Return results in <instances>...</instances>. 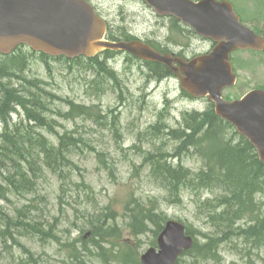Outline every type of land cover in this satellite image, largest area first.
<instances>
[{"label":"rangeland","instance_id":"374dc122","mask_svg":"<svg viewBox=\"0 0 264 264\" xmlns=\"http://www.w3.org/2000/svg\"><path fill=\"white\" fill-rule=\"evenodd\" d=\"M230 1L235 4L244 23L264 34V0ZM93 2L108 16L118 39L123 35L141 37L153 41L160 48L165 45L186 56L210 47V41L193 37L176 21L164 17L158 20L149 14V10H146L148 15L145 17L139 6L127 7L121 0ZM169 26L174 28L170 42ZM178 28L179 32L176 31ZM36 55L29 58L26 72L18 73L22 81L15 80L14 86L22 84L31 94L42 96L45 111L39 108V113L51 122L52 128L26 127V116L20 107L12 116L9 115L13 122L8 130H15L16 125L23 131L31 128L29 130L32 132L35 128L36 133H44L55 145L64 134H73L80 143L71 157L79 169H74L73 183L63 181L58 174L45 170L35 193L15 195L8 191V200H5L0 192V205L10 210L11 215L24 205L31 204L33 207L38 204L40 211L33 209L34 216L37 212L46 213L48 221L57 223L59 239L55 242L37 234L15 233L14 241L11 238L3 241L0 236V264H71L67 245L92 230L90 222L96 218L86 217L84 212L90 214L94 213V209L106 207H109V212L113 211L114 219L110 221L119 226L124 242L134 250V258L140 259L155 239L151 229L157 227L147 223L150 229L146 232H133L127 207H134L137 203L147 210L163 211L170 218L182 220L190 226L200 243L207 242L206 234H214L215 230L199 211L195 201L199 195L207 198L215 194L208 190L197 194L185 189L181 192V203L172 201L167 190L161 186L160 175L154 171V168H158L154 162H160V155L165 153L169 156L167 159L176 165L183 164L192 170L203 167V158L195 148L186 149L182 141L177 140L181 138L187 141L186 138H174L170 132L184 131L185 115L205 112L212 103L206 98H193L183 91L176 76L155 80L149 74L151 65L149 67L141 60L129 58L125 54L109 57L108 65L112 74H105L103 84L99 83V74L79 69L73 62L44 60L39 54ZM47 60L48 64L44 62ZM233 63L239 79L235 87L225 90V97L238 98L252 88H264V52H235ZM35 79L48 85L41 86L39 83L40 86H31L26 82ZM2 81L11 88V83H7L5 77ZM44 90L50 93L47 101L43 96ZM2 95L0 92V98ZM70 102L87 107L93 115L63 117L70 109ZM7 125L5 122L0 123V140ZM258 214L264 218V203ZM216 252V257L198 260L197 264H264V248L253 247L252 243L245 242L236 234L230 240L221 242ZM91 256L85 264H134L131 257L122 263L121 257L111 261L107 256ZM192 262L190 256L182 259V264Z\"/></svg>","mask_w":264,"mask_h":264},{"label":"trees","instance_id":"16d2710c","mask_svg":"<svg viewBox=\"0 0 264 264\" xmlns=\"http://www.w3.org/2000/svg\"><path fill=\"white\" fill-rule=\"evenodd\" d=\"M173 21L180 23L175 19ZM180 30L183 31L184 28ZM109 35L111 38L115 37L112 33ZM124 38L132 39L130 35ZM26 48L21 45L9 55L0 54V92L3 94L0 98V123L8 124L0 140V192L5 200H8V191L15 195L37 192L39 178L43 176L45 170L58 174L63 181L73 183L74 169H79L71 157L80 143L73 134H64L55 145L44 133H36L35 128L32 132L29 130L34 126L52 128V124L39 113V108L45 111V103L41 101L42 96L31 94L22 84L14 86L15 80L22 81L18 73L26 72L29 58L37 56L36 52ZM113 54H115L114 51L107 50L104 52L105 56L87 59L80 57L73 60L59 58L77 64L79 69L99 74L101 76L99 83L103 84L105 74H112L108 59ZM40 56L44 60L50 58L42 53ZM44 62L48 64V60ZM146 63L152 66H149V74L156 79L159 76L172 75V72L164 65L151 61ZM4 77L8 80L7 83H11V88L2 81ZM26 82L31 86H40L39 83L41 86L48 85L39 79ZM43 96L46 101L50 99V93L47 90L43 91ZM69 107L70 109L63 117L93 115L83 105L70 102ZM18 108L26 116L25 120L28 124L26 127L31 128L23 131L16 125L15 130L9 131L8 128L13 122L9 115L17 112ZM185 122L184 131L179 133L180 130H171L170 134L174 138L184 136L187 141L181 138L176 139L181 140L186 149L195 148L197 154L203 158V167L192 170L183 164L176 165L167 159L169 157L166 156L167 154L162 153L160 162H154L158 165L154 171L160 175L161 186L167 190L169 198L174 202L181 203V192L185 189H190L197 194H201L203 190L215 194L207 198L199 195L195 201V205L205 215L215 233L206 234L207 242L205 243H200L196 239L194 246L186 251L184 256L192 257L193 264H197L198 260L216 257L218 245L230 240L233 234L245 242L252 243L253 247L264 248V218H260L258 214L264 203V163L259 159L255 148L245 137L236 132L231 123L215 113L213 104L205 112L186 114ZM167 134L169 135V132ZM181 148L177 150L176 155ZM33 209L40 211L38 204L33 207L27 204L11 215L10 210L0 205V236L3 237V241L7 238L14 241L15 233L37 234L45 240L59 241L57 223L48 221L46 213L37 212L34 216ZM127 209L130 211V224L134 227L135 234H142L149 230L147 223H153L157 227L155 230L151 229L155 233L151 246H157L156 237L169 217L163 211L158 213L147 210L140 203ZM94 210V213L90 214L87 211L84 212L86 217H96L90 222L92 227L90 235L79 236L67 245L71 264H85L86 260L92 257L91 254L101 258L110 257L111 261L121 257L122 263H126L131 257L134 264H141L138 257L134 258V250L131 246L124 242L119 226L114 221H110L113 218V211L109 212V207ZM186 228L190 234H194L188 224ZM68 238L70 239V235ZM182 259L183 257L177 264H182Z\"/></svg>","mask_w":264,"mask_h":264},{"label":"water","instance_id":"95a60500","mask_svg":"<svg viewBox=\"0 0 264 264\" xmlns=\"http://www.w3.org/2000/svg\"><path fill=\"white\" fill-rule=\"evenodd\" d=\"M160 15L174 16L198 34L216 42L209 53L187 61L162 54L139 40L105 39L107 24L87 0H0V52L9 54L19 44L52 56H95L105 50H123L145 60L165 63L176 73L183 90L208 97L215 111L256 147L264 162V90L253 89L228 100L224 89L234 86L237 74L231 54L238 49H264V37L241 22L229 0H146ZM178 63L179 67L174 64ZM194 244L185 225L169 220L158 236V249L143 253V264H176Z\"/></svg>","mask_w":264,"mask_h":264},{"label":"flooded vegetation","instance_id":"af4514ba","mask_svg":"<svg viewBox=\"0 0 264 264\" xmlns=\"http://www.w3.org/2000/svg\"><path fill=\"white\" fill-rule=\"evenodd\" d=\"M90 1H93V0H90ZM123 1V4L125 6H130V5H136V6H139L140 9H143L144 11V16L146 17L148 15V11L146 12V10H149V14L152 15V16H155V18H157L158 20H160V15H158L154 10H152L151 8H149V6L146 4V2L144 0H121ZM96 8H97V11L100 15H102L104 18H106L109 22H110V19L108 18L107 15L104 14V11H102V9H100L96 3H94ZM144 40H147V39H144ZM158 43H160L159 41H157Z\"/></svg>","mask_w":264,"mask_h":264},{"label":"bare ground","instance_id":"6f19581e","mask_svg":"<svg viewBox=\"0 0 264 264\" xmlns=\"http://www.w3.org/2000/svg\"><path fill=\"white\" fill-rule=\"evenodd\" d=\"M22 112H23V111H22ZM13 113H14V112H13ZM13 113H12V114H13ZM23 113H24V112H23ZM12 114H11V116H12Z\"/></svg>","mask_w":264,"mask_h":264}]
</instances>
